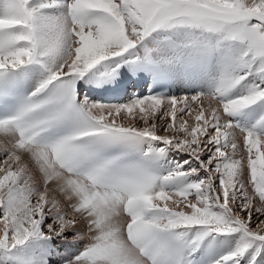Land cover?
<instances>
[{
    "label": "snow or ice",
    "instance_id": "6c2138e0",
    "mask_svg": "<svg viewBox=\"0 0 264 264\" xmlns=\"http://www.w3.org/2000/svg\"><path fill=\"white\" fill-rule=\"evenodd\" d=\"M0 137V264H264V0H0Z\"/></svg>",
    "mask_w": 264,
    "mask_h": 264
},
{
    "label": "rangeland",
    "instance_id": "374dc122",
    "mask_svg": "<svg viewBox=\"0 0 264 264\" xmlns=\"http://www.w3.org/2000/svg\"><path fill=\"white\" fill-rule=\"evenodd\" d=\"M128 99H129V97H128ZM127 100H125L124 102H126ZM186 119H187V117H185ZM2 155V154H1ZM76 231H80L82 234H84L85 233V229L83 228V225H81V226H78V228L77 229H72V230H70V232H69V241H68V243H71V233L72 232H76ZM84 242H86V240L85 241H81L80 243H84ZM52 264H59V257H56V256H53L52 257Z\"/></svg>",
    "mask_w": 264,
    "mask_h": 264
},
{
    "label": "bare ground",
    "instance_id": "6f19581e",
    "mask_svg": "<svg viewBox=\"0 0 264 264\" xmlns=\"http://www.w3.org/2000/svg\"><path fill=\"white\" fill-rule=\"evenodd\" d=\"M126 100V99H125ZM3 138L2 137H0V140H2ZM1 155V154H0ZM83 233V232H82Z\"/></svg>",
    "mask_w": 264,
    "mask_h": 264
}]
</instances>
